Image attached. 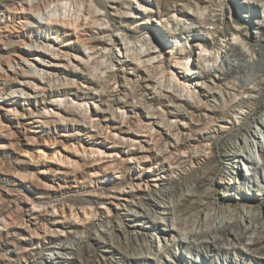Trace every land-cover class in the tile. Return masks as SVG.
Listing matches in <instances>:
<instances>
[{
    "label": "rangeland",
    "instance_id": "374dc122",
    "mask_svg": "<svg viewBox=\"0 0 264 264\" xmlns=\"http://www.w3.org/2000/svg\"><path fill=\"white\" fill-rule=\"evenodd\" d=\"M199 1L14 0L0 9V264H45L59 245L69 264H264L256 137L246 154L253 177L233 164L230 180L244 187L220 184L231 141L264 132V72L256 100L213 73L227 44L257 59L264 41L248 45L237 32L256 37L243 15L260 19L264 1ZM210 15L218 26L205 24ZM188 24L196 35L176 34ZM166 193L182 229L206 194L204 206L222 210L215 221L232 223L217 242L185 244L152 229L164 227L158 220H135L140 206L159 216ZM248 211L257 220L244 230ZM158 239L165 253H147Z\"/></svg>",
    "mask_w": 264,
    "mask_h": 264
},
{
    "label": "bare ground",
    "instance_id": "6f19581e",
    "mask_svg": "<svg viewBox=\"0 0 264 264\" xmlns=\"http://www.w3.org/2000/svg\"><path fill=\"white\" fill-rule=\"evenodd\" d=\"M13 1L14 0H0V9L4 7H8L9 5L12 4ZM251 1L253 0H247L244 2V4L250 7V4L253 3ZM199 2L204 4L203 0L202 1L200 0ZM187 5H190V3L188 2ZM210 16L211 18L207 19L205 24L213 25V27L218 26L219 22H221L222 20L219 17V15H210ZM243 16H244V20L248 23L250 22L251 26H253L254 29L256 30V31H252V33H254L256 37L255 36L249 37L248 34L243 35L242 33H238V32L237 34H240V36L245 41H247L248 45L250 42L264 41V38H263L264 36V12L260 16V19L258 20H254L253 16L249 14L243 15ZM236 20L239 21L237 17H236ZM178 26H179V23H175V27L177 28ZM200 28L205 29V26L201 25ZM53 29L57 30L56 27H53ZM197 31H198L197 27L192 26L191 24L182 25V26L180 25V29H178V32L176 34L179 36L186 35V36L192 37L197 34ZM225 32L227 34V31ZM234 32H236V30ZM203 43L205 45L208 44L207 42H203ZM249 48L251 49L250 46ZM254 53H256L257 59L250 61L247 58L248 54L246 55L245 53L241 52L236 45L227 44L224 55L220 57V62L213 70V73H216L218 75V82H228L230 84L231 81H235L237 83V85L235 86L236 90L240 93H244V94L248 93L250 95L249 100H256L258 98L259 82H260L259 74L264 72V48H258L256 51H254ZM185 55L191 56V50H187ZM210 72L211 71H209L208 73ZM202 73L203 75H207L205 72H202ZM251 94H254V96H251ZM227 106L229 109H231L233 107V104L230 102ZM213 112H214L213 114L215 115H217V113L219 112L222 113V111L219 108L214 109ZM260 125H262V127L264 126V118L262 119V121H260ZM248 130L251 136L241 138L242 143L240 142V145L238 143L237 137L235 138V140L231 141V143L229 144L230 155H227V156L230 157L228 159V161L230 162L226 163V167H225L226 171H224V174L221 175L222 177L220 178L221 179L220 184L221 185L223 184L222 187L223 186L225 187L226 185H229L231 183L237 184L238 187H244V184H242L241 182H238L237 178H235L234 182L233 181L231 182L230 180L232 179L231 176L234 174V172L232 171V169L235 168L233 167V164L240 165L241 163L244 162L246 163V165H248L247 171L244 174L245 177L252 178L253 175L255 174V170H256L255 164L252 163L251 158L250 157L248 158L246 154L247 152L249 153L250 151L253 152L252 147L255 148L257 146V142L253 140V138L255 139V137L258 139V151L264 152L263 146L259 144V138H260L259 135H263L264 132L257 128H255L254 131H252L250 128H248ZM262 166L264 168V153L262 154ZM227 181H229V183ZM168 196L169 194L166 193L163 198H161L160 200H157V202L155 203L158 209V212L160 214L159 216L151 214L148 209L140 206L142 212L133 213L135 220H139V219L143 220V217L144 219L152 218L154 221L158 220L161 223H163L164 227L162 229H157L156 227H154V224H155L154 223L152 226V229H154L155 231L160 230V232L161 230L162 231L167 230L169 233H176V235L180 237V239H178L176 242L185 243V244H194V241L192 240H195L198 242L200 239H203V238L205 239V241H202V242L209 243L208 239L210 237L212 240H215V242H217L218 240H220L219 235L223 231L228 229L229 225L232 223L231 221H224V222L215 221L216 215L219 213V211L222 213V210L220 208L218 209V211L215 210V208L207 209V207L204 206L206 205L205 200L208 198V195L206 194L202 197L203 200H201L200 198L198 202H196L197 206L199 207V211L197 212L198 214L194 217V220H192L193 221L192 224L190 226L186 225L185 229H182L185 226L184 224H186L185 219H181L180 217H177V215L175 216L176 205L172 201L169 200ZM141 213H144V215H141ZM256 215L257 214L256 213L254 214V212L253 213L250 211L246 212L243 216V220L241 221L240 227H242L244 230H250L254 225L252 222L253 221L256 222L257 220ZM122 233H126L125 235H127V231L125 229H124V232L122 231ZM79 241H80V238H79ZM157 242L159 243L158 248L155 247L154 243L147 245V250H146L147 253H151L152 251L154 252L158 251V253L163 251L165 253V251L168 248L167 241L164 240V244L162 246H160L159 239L157 240ZM74 243L77 244L78 241ZM113 243L114 242H112L111 244ZM110 248H116V246L111 245ZM55 249H56L55 250L56 254H53L54 255L53 257H47L45 260V264H69L67 263L66 260H64L65 255H68L66 252L67 247L65 245H59ZM115 250L116 249H114V251ZM225 250L226 249L224 247L219 249V251H222V252H225Z\"/></svg>",
    "mask_w": 264,
    "mask_h": 264
}]
</instances>
